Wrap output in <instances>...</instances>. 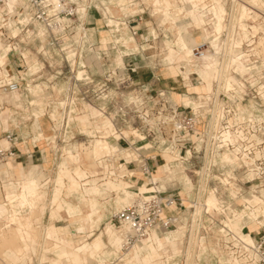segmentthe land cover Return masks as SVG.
<instances>
[{"label": "rangeland", "instance_id": "obj_1", "mask_svg": "<svg viewBox=\"0 0 264 264\" xmlns=\"http://www.w3.org/2000/svg\"><path fill=\"white\" fill-rule=\"evenodd\" d=\"M253 1L264 4V0H199L200 6L195 8L191 0H171L170 6L162 0H87L86 15L73 19L65 35L47 34L45 28L34 25L23 30L15 42L20 43L25 60L14 53L7 57L8 71L21 77L16 96L22 97L11 98L0 90V139L9 131L16 142H26L39 158L26 162L19 155L0 164V264H4L5 256L11 264H132L128 262L132 252L123 261L106 257L115 251L108 240L115 234V227L118 229L114 227L118 209L129 204L122 202L126 198L124 183L140 187L148 182L146 178L136 181L144 177L140 171H135L131 181L124 178L134 166L125 161L130 163L156 151L175 177L160 169L153 180L158 183L162 179L169 192L184 200L183 211H177V227L158 232L162 239L175 237L172 246L166 247L169 264H244L236 257H227L222 239L234 234L264 235V225L254 226L258 219L263 221L264 184L249 172L244 156L224 146L222 134L230 124L234 132L238 117L264 121V95L260 91L264 85V18L258 8L248 16L253 20L246 18L245 8L241 7L250 9ZM221 5L226 13L219 34ZM110 20L119 27L111 26ZM244 25L249 39H244L241 47L231 48L228 40L242 38ZM13 34L18 35L19 30L13 28ZM200 36L203 40L198 42ZM5 44L0 42V56L9 51ZM240 59L244 63L242 71L236 64ZM190 71L194 75L189 78ZM80 72L84 78L79 77ZM207 72L209 80L205 78ZM162 76L169 81L161 80ZM39 108L45 111L39 120L44 138L35 142L34 112ZM92 108H96L95 114ZM184 117L196 120L191 134L176 131L178 118ZM77 155L76 162L72 156ZM8 162L14 166L13 178L6 174L4 166ZM66 162L73 173L76 168L87 173L81 184L88 182V191L99 188L101 194L87 193L86 200L80 202L76 193L64 190L59 201H54L55 179L59 166L65 169ZM34 167L46 184L42 189L46 197L40 203L46 210L35 211L33 225L26 224L37 246L25 245L27 238L9 231L18 227L11 224L12 206H17L23 217H30L32 211L21 210L19 201L12 204L5 188L10 179H24L20 170L26 176ZM226 179L229 184H224ZM107 182L118 186L107 188ZM152 193L140 192L131 197ZM212 195L219 201L218 209L206 207ZM64 201L81 206L78 221L65 210L57 211ZM91 201L97 202L96 209L91 208ZM198 205L202 212L194 223ZM51 218L56 219V226L50 225ZM52 227L58 228L61 235L46 237L45 232ZM68 230L69 235H64ZM98 237H104L105 246L95 252L79 251L85 244L92 246ZM114 237L121 244L118 236ZM47 247H51L49 252ZM65 249L69 255L62 258ZM90 253L94 255L90 257ZM167 259L164 257L160 263Z\"/></svg>", "mask_w": 264, "mask_h": 264}, {"label": "built area", "instance_id": "obj_2", "mask_svg": "<svg viewBox=\"0 0 264 264\" xmlns=\"http://www.w3.org/2000/svg\"><path fill=\"white\" fill-rule=\"evenodd\" d=\"M85 1L87 0H0V42L4 41L5 47L9 49L7 57L10 53H14L25 60L20 52V43L15 41L29 25H34V28L43 27L47 34L68 33L71 21L84 16L80 12V7L83 6L84 11L87 10ZM260 14L264 18V8L261 9ZM13 28L19 30L18 35L13 34ZM7 61L4 66L0 65V90L3 94L20 90L21 77L19 74H11L8 71ZM38 73L39 71L36 74ZM236 120L234 132L231 131L233 125L230 124V128L228 127L226 133L225 131L223 133L224 146L244 156L249 162V172L254 173L256 180L264 184V137L261 136L264 135V121L247 116L238 117ZM195 124L196 120L192 117L178 118L176 131L182 135L191 134L194 132ZM4 135V138L0 139V164L17 157L14 148L16 136L9 131H6ZM4 142L9 145L6 146ZM138 158L130 163L125 161V164L132 165L138 162L149 185L156 186L158 190L150 196L140 194L132 204L116 213L114 225L124 233L122 237L124 252L135 245H142L153 231L164 232L176 228L180 223L177 211L184 209V200L170 195L165 188H161L159 182L157 184L153 182L152 171L142 162V159L138 161ZM122 167L121 164L119 168ZM134 177L135 172L132 169H128V173L124 175V178L130 181ZM262 218V222L259 219L256 221L258 225H264V216ZM229 233L232 235L233 232H227ZM249 235L252 237V234ZM252 238L253 241H247L236 234L232 237H223L222 246L227 257H237L244 261V264H264V235H256Z\"/></svg>", "mask_w": 264, "mask_h": 264}, {"label": "crops", "instance_id": "obj_3", "mask_svg": "<svg viewBox=\"0 0 264 264\" xmlns=\"http://www.w3.org/2000/svg\"><path fill=\"white\" fill-rule=\"evenodd\" d=\"M169 1L171 2V0H162V3L165 5V3L167 2V4H168ZM157 3L159 4L160 2H157ZM191 3L193 4V6L195 8H198L200 6L199 5V3H200L199 0H191ZM241 7H242V5H241ZM83 10H84V7L81 6L80 7V11H83ZM219 11H220V14L218 15L219 25H218L217 31H218L219 34H221V32L223 31V25H224V22H223L224 17L223 16L226 13V9H225V7L223 5H221L220 8H219ZM164 14H165V16L168 15L165 12H164ZM248 18L253 20L252 17H248ZM110 23H112L111 26L119 27V24L117 23V25H115L114 23H116V22L113 21V20H110L109 24ZM41 35L45 36L46 33L44 31H42ZM244 39H246V40L249 39V30L247 29V27H245V25H244L243 37L238 39V40L235 39V46L237 45L238 47H241L242 46V42H243ZM201 40H203V36H200V39H198V42H201ZM185 46L188 47L189 45L187 43H185ZM73 55L74 54H72L71 57H73ZM6 60H7V52L5 54H3L2 56H0V65L4 66L6 64ZM204 60H209V59L205 58ZM185 62L187 64H189V65H191L193 63V62H190V61H185ZM236 64L238 66V69H240L242 71L243 70V65H244L243 61L240 59L239 61H237ZM210 66L211 67H216V65L212 64V63H210ZM82 74H83V72H80V76H79L80 78H82V77L84 78V76ZM193 75H194V73L192 74L191 71L187 74V76L189 78L191 76H193ZM198 76L200 78V75H198ZM153 77H154V79L157 78L155 72H154V76ZM205 78L207 80H209L210 73L207 72ZM158 80H160V79L158 78ZM161 80L169 81V78L166 77V76L165 77L162 76ZM262 86H264V85H262ZM28 87H31V86L29 85ZM165 87H167V86H165ZM207 88L209 90H211V84L210 83H208ZM18 93H19V91L15 92L13 94H9L7 96L11 97V98H15V99L16 98H21L22 95H20V97L16 96V95H18ZM92 109H93V114H95L96 113V108H92ZM44 112H45L44 109H43V111H42V109H40V110H36L34 112L35 122H34V125H33V131H34V134L36 135L34 137V141L35 142H37L38 140H41L42 138H44L43 133L40 131V123H39L40 122L39 120L43 116ZM86 121H87L86 119H84V120L82 119V122H86ZM86 130H88V129H86ZM26 144L27 143L24 142V141H23L22 145H21V143L19 144L18 142H16V144L14 145V148L16 150L17 156L20 155L22 158H24L26 160V162H28L29 159L30 160L33 159V158H34V160H35V158L38 159L39 157L37 155H35L37 152L30 151L27 148ZM36 147L37 146H34V148H36ZM157 152L158 151H156L155 154H152L151 152H149L148 156L142 155L141 158L138 159V161H140L142 159V162L145 163L146 166L152 171V178H155V176H156L155 174L156 173L159 174V170L160 169L163 170L164 173L169 172L170 175H173L175 177V173H173V171H171V169L167 168L163 164L164 161H165V158L162 157L160 155V153H157ZM43 156L44 155L42 153L41 157L43 158ZM72 158L76 162L79 160V156L78 155L77 156H72ZM95 161H98V160H95ZM65 164H66V168L65 169H61L60 168L61 165L59 166V173H58V175H57V177L55 179L56 186H55V189L53 191V199H54V201H59V199L61 198V195L63 194L64 190H66L69 194L76 193L79 196L78 199H79L80 202L86 200V198H85L86 196L85 195L87 193L101 194V191H100L99 188H94L92 190V192L88 191L87 190L88 182L84 183L83 185L81 184V181L87 177V173L85 171L81 170V168H76L74 170V173H73L72 170L68 166V162H66ZM4 167L6 169V174L9 177L11 175V177L13 178V175L11 174V170L14 169L13 164L11 162H8ZM130 169H132L134 172L135 171H140V173L144 176V177H140V178L137 177V180H136L137 182L140 181V180H146L147 179V177H145V175L143 174V172L141 170V165L138 162H135L134 166H131ZM19 174H20V176L24 177V179L22 181L10 182V181H12L10 179L9 184L5 185V188L7 190L6 191V198H8L11 201L12 204H15L16 201H19V206L18 207H20L21 210L25 209V208H28V209H30L32 211V214H31L30 217H23L21 215V212H19L17 210V206H15V205L12 206V209L14 211H11V215H10L11 224H16V225H18V227L9 229V231L13 230L14 231V235L16 237H19V238H24L25 237V238H27V240L24 239L25 245L27 243H29L31 246H34L33 236L31 235V233L26 228V224L33 225L32 216H33V213L35 211L40 210L43 213L45 212V210H46L45 205H43L41 207L40 203L46 197L45 192L42 191V189L45 187L46 184H43L42 177L37 174V167H34V170H32L29 173H27L26 176L24 175L23 170H20ZM135 177H136V175H135ZM228 177H232L233 178V176L231 174H228ZM66 178L68 179V183H66V180H65ZM58 180H61V183H59ZM152 181L157 183L155 179L152 180ZM159 183L160 184H162V183L164 184V185L161 186V188H165L170 195H175V194L169 192L168 186L165 184V182H162V179L159 180ZM105 184H106L105 186L107 188H114L115 189L116 186H118V185H115V184L111 185V182H107ZM224 184H229V180L226 179ZM124 186H125V189L123 187V189H124L123 192L125 193L126 198L123 199L122 202H125V203H127L128 200L130 198H132L131 196H133L135 194L137 195L140 192L151 193V192L156 191L155 186H150L148 182H146V184H144L143 186H140V187H135L133 185H128V184H125V183H124ZM120 190L122 191V189H120ZM210 200L211 201L209 203H207L206 207L218 209L219 201L216 200L213 195L211 196ZM97 206H98V204H97L96 201L95 202L91 201V208H95L96 209ZM62 210H65L67 215L70 218H75V220H77V221H78V217H76V215L77 216H81V206L80 205H78V206L77 205H70L66 201H64V202H62L60 204L59 208L57 209V211H62ZM55 220L56 219L51 218L52 223L50 225L56 226L54 224ZM238 223H240V221H237V224ZM254 224H255L254 226L257 225V223H254ZM82 227H83V225L81 224V226L79 228H82ZM65 230H66V228H65ZM56 232H58V233H56ZM69 232H70V230H68L67 232L65 231L64 235H66V236L69 235ZM82 232H83V230H78L77 231V233H82ZM51 234H53V235L54 234L61 235V231L58 228H56V227H52V228H49V232H45V236L46 237L49 236L50 238H52ZM156 234H157V237H155V239H153L151 237L148 240V242H145L142 245L140 244L137 248L134 249V251H132L133 254L128 259L129 263H132V264H161L160 260H162L164 257H167L168 258L167 261H165L163 264H169V262H170V254H169V252L166 251V247L170 246V245L172 246L173 241H175V239H173V238H175V237H164L162 239L161 237H158L159 236L158 232H156ZM249 238L251 239V237H249ZM112 239H113V241H112ZM112 239L108 240V244L111 245L112 247H114L115 251L113 253H107L105 256L123 261L124 257L129 255V254H127V255L122 254V256H119L120 252L122 251L121 250V244H120L119 241H117L116 238H112ZM58 241H61V240H58ZM251 241H252V239H251ZM103 246H105L104 237H98V238H96L93 241L92 246H90V244H85L81 249H79V251L83 250L84 253H85V252H88V249H90L91 252H93V251L95 252V250L100 249ZM26 251H27V249H26ZM67 251L69 252V250H67ZM16 254H18V253H16ZM18 255H20V254H18ZM93 255H94L93 253L89 254L90 257H92ZM4 264H11V259L8 258L7 256H5L4 257Z\"/></svg>", "mask_w": 264, "mask_h": 264}, {"label": "bare ground", "instance_id": "obj_4", "mask_svg": "<svg viewBox=\"0 0 264 264\" xmlns=\"http://www.w3.org/2000/svg\"><path fill=\"white\" fill-rule=\"evenodd\" d=\"M238 2V1H237ZM254 2V1H253ZM232 3H234L233 1H232ZM168 4L169 5H171V3H169L168 2ZM250 4V9H249V6H248V8L247 7H245V6H242V7H244L245 8V11H246V17L247 16H249L252 12H253V10H254V12H255V9H262L263 8V5L264 4H259V3H257V1L256 2H254V3H249ZM244 5V4H243ZM240 7V5L238 6V8ZM235 9V8H234ZM236 10V9H235ZM235 10H233V11H235ZM240 10V9H239ZM80 12H82V14H84V16L86 15L85 14V12L86 11H80ZM258 13V12H257ZM233 14V13H232ZM234 16V15H233ZM232 25V24H231ZM231 32H232V30H231ZM231 34H234V31H233V33H231ZM230 35V34H229ZM235 35V34H234ZM231 37V36H230ZM232 39H233V37H232ZM228 40V41H230L231 42V44L232 45H230L231 46V48H233L234 46H235V38L233 39V40ZM263 39V41H264V38H262ZM260 40H261V38H260ZM262 41V40H261ZM264 44V43H263ZM261 46H262V44H260ZM228 46V45H227ZM229 47V46H228ZM260 48V47H259ZM264 48V47H263ZM229 56V55H228ZM200 57H205L206 59H209V57L208 56H206V55H204V54H201L200 55ZM230 57V56H229ZM225 65V64H224ZM225 69V68H224ZM224 71V70H223ZM224 74V73H223ZM260 91H261V94H263L264 95V86H262V87H260ZM17 92V91H16ZM13 93H15V92H12V93H7V94H4V95H9V94H13ZM219 116V115H218ZM219 120V119H218ZM213 126H214V124H213ZM218 126V125H217ZM212 130H213V128H212ZM209 134V133H208ZM223 135V134H222ZM209 137V136H208ZM207 137V138H208ZM222 138V137H221ZM222 142V141H221ZM5 143V145L6 146H8L9 144H7L6 142H4ZM86 149V148H85ZM206 165V164H205ZM201 188V187H200ZM134 198V197H133ZM133 198H130L129 200H128V202L127 203H129L128 205H130V204H132L134 201H135V199H133ZM127 206V205H126ZM125 207V206H124ZM124 207H122V208H120V209H118V211L119 210H121V209H123ZM201 205L199 206H197V210H196V212H195V215H194V223L196 222V217H197V215H199V214H201ZM193 226H194V224H193ZM114 227H115V225H114ZM239 227V226H238ZM193 229H194V227H192ZM112 230H113V228H111ZM192 229V230H193ZM115 230H116V232H115V234L114 235H112L111 237L112 238H115L114 236L115 235H117L118 236V238L121 240V250H122V237H124V233H123V231H121V230H118L116 227H115ZM156 232L157 231H153L151 234H150V236H149V239L152 237L153 239H155V237H157V234H156ZM36 236L38 235V234H35ZM44 236V235H43ZM244 236V235H243ZM6 237H7V235H6ZM5 237V238H6ZM4 238V237H3ZM11 239H13V237H10ZM15 238V237H14ZM39 238V237H38ZM37 238V239H38ZM45 238V237H44ZM243 238H245V239H247V241H251V239H252V241L254 240L252 237H251V239L249 238V237H243ZM7 239V238H6ZM6 239L4 240V241H6ZM33 239H34V237H33ZM42 239H43V237H42ZM148 239V240H149ZM192 239V238H191ZM44 240V239H43ZM148 240L147 241H145V242H148ZM3 241V240H2ZM7 241H9V240H7ZM35 241V240H34ZM42 241V240H41ZM46 241V240H45ZM47 242V241H46ZM144 242V243H145ZM193 242V241H192ZM3 243V242H2ZM35 243V246H37L36 245V241L34 242ZM49 243V242H48ZM46 244V243H45ZM17 245V244H16ZM16 245H14L13 247H17V246H19V243H18V245L16 246ZM50 245V244H49ZM140 245V244H139ZM139 245H135L132 249H130L128 252H123V250H122V252H123V254L124 255H127V254H130L132 251H134V249L135 248H137ZM6 247V246H5ZM9 247H11L12 248V246H9ZM21 247H22V244H21ZM52 247V246H51ZM51 247L50 248H46V251L47 252H49L50 251V249H51ZM59 247V246H58ZM1 248V247H0ZM6 248H8V247H6ZM15 248H13V249H15ZM18 248V247H17ZM40 248H41V246H40ZM2 249H3V247H2ZM2 249H1V251H2ZM19 249H20V247H19ZM22 250H23V247H22ZM44 250H45V248H44ZM64 251V253L60 256V257H66L67 255H69V252L67 251V249H65V250H63ZM20 252H21V250H20ZM44 253V252H43ZM188 254V253H187ZM1 255V254H0ZM66 255V256H65ZM188 257H186V258H189V255H187ZM41 257H44V255L43 256H41ZM74 257H75V254H74ZM191 257V256H190ZM40 258V257H39ZM237 258V257H236ZM188 260V259H187ZM240 260V259H239ZM190 261V260H189ZM2 262V261H1ZM41 262V261H40ZM240 262H242V260H240ZM186 264V263H185ZM191 264V263H190Z\"/></svg>", "mask_w": 264, "mask_h": 264}]
</instances>
